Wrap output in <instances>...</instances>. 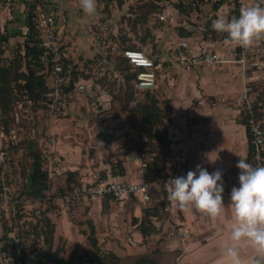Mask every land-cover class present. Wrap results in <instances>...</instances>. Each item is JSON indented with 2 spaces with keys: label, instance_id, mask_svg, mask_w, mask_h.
<instances>
[{
  "label": "crops",
  "instance_id": "crops-1",
  "mask_svg": "<svg viewBox=\"0 0 264 264\" xmlns=\"http://www.w3.org/2000/svg\"><path fill=\"white\" fill-rule=\"evenodd\" d=\"M33 2L34 0H12L9 9L0 7V33L7 37L5 42L0 43V56L9 59L23 42L29 9L35 13L38 8H44L56 13V33L68 52V67L75 68L80 63V56L92 59L91 37L86 25L92 18L101 16L98 0L97 11L92 15L83 12L80 0H38L31 6ZM232 2L223 0L215 7L211 0H205L201 6L192 9L188 16L180 12V19L189 22L188 28L168 27L152 17L148 20L150 35L141 47L152 56L156 65V85L150 91L156 92L157 99H161L162 104L166 101L170 107L169 120L177 124L178 144L186 153L184 165L194 169L199 163L209 172L214 169L222 171L224 205L221 213L217 217H210L192 206L179 208L174 203L173 219L186 223L191 230V237L182 246L177 238L167 236L165 218L157 220L152 216L151 225L148 226L152 231L145 237L140 231L143 209L161 203L159 186H155L149 201H144L137 194H127L118 200L105 197L82 199L75 203L59 196L54 203L59 208L56 211L49 208L47 214L55 223L54 240L56 241L57 232L60 233L65 250L70 245L83 247L88 251L90 244L78 228L86 230L91 224L101 250L114 253L119 258V263L132 264L138 256L149 254L156 264H220L221 246L226 241L230 242V225L233 222L230 190L233 185H238V174L233 173V168L240 158L246 159L249 155L247 129L240 121L234 104V99L242 88L243 78L234 63L198 66L185 71L177 64L173 48L180 37H186L199 48L212 49L229 56L233 42L220 39L219 34H215V38H208L195 30L194 24L207 20L210 14L214 18H230L233 14ZM257 2L264 5V0H250V4ZM113 17L103 18L113 23ZM181 30L189 34L182 36ZM116 37L117 32L112 30L111 25L108 44L114 46L113 52L120 50ZM250 46L257 57L264 59V36L256 38ZM92 62L111 68L110 63L105 64L97 59ZM249 81L252 85V103H264V71L251 69ZM73 93L76 94L71 92L64 97L62 107L65 106V98ZM136 96L144 98L143 90H138ZM261 110L264 111V105ZM262 120L264 121V116ZM64 127L69 128L64 132V140L58 139L54 143L61 161L49 176L53 184L65 183V175L70 172L79 183L90 182L96 173H113L111 162L115 160H119L125 178L134 182L142 179L135 154L138 148L130 139L134 137L132 130H128V137L121 130L114 129L113 137L106 144L97 140L94 145L84 149L70 138L74 136L78 141L77 136L84 133V130L68 125ZM55 129H58L57 125L53 127V131ZM142 139H145V135ZM208 157L216 158L209 160ZM166 169L165 165L163 174ZM158 225L160 228L157 230ZM237 246L242 260L246 261L254 254V249L247 241H240ZM178 254L181 255L177 259Z\"/></svg>",
  "mask_w": 264,
  "mask_h": 264
},
{
  "label": "built area",
  "instance_id": "built-area-1",
  "mask_svg": "<svg viewBox=\"0 0 264 264\" xmlns=\"http://www.w3.org/2000/svg\"><path fill=\"white\" fill-rule=\"evenodd\" d=\"M180 1L182 0H154L160 7V10L154 13L153 17H155L158 22L168 27L181 26L188 28L190 26L189 22L180 19V10L177 6ZM204 1L205 0H183V3L188 4L194 10L201 6ZM211 1L216 6L220 5L218 0ZM232 1V16H238L242 7L251 5L250 0ZM11 4L12 0H0V7L9 9ZM215 19L216 18L210 14L207 20L197 21L194 24V28L202 35L211 38L213 34H218L212 27ZM35 21L39 44L44 48L40 55V62L44 69H38L37 73L41 74L47 72L46 80L49 92L44 102V111L51 116L61 110L62 101L68 94V91L64 89L67 77L64 78L63 76V61L68 59V52L61 44L56 33V13L54 11L38 8L35 11ZM111 25L112 23L109 19L102 18L101 16L94 17L87 23L86 29L91 37L92 60L97 59L96 55L98 53L105 54L108 48L113 52L114 46L108 44ZM173 49L177 64L185 71H191L198 66H219L225 63H234L238 66L242 74L243 85L234 99V104L237 108L239 119L245 120L249 143L252 147V153L246 160L257 166L264 164L263 120L257 118L255 115L253 103L250 98L252 85L249 81V71L251 69L257 68L264 71V59L257 57L251 46L241 47L234 44L230 50V55L225 56L212 49L199 48L190 43L186 37H180L176 41ZM118 52L136 68L135 88L137 90L153 89L156 85L157 72L152 56L147 54L142 48L137 47H124ZM86 91L87 85L84 80L73 82L72 92L83 94ZM164 137L169 144L168 158L165 162L167 171L164 173V177L155 181L140 179L134 182L125 178L122 173H110L105 175L96 173L90 182L74 185L66 197L67 200L71 203L78 202L82 199L92 200L105 197L118 200L127 194H137L141 196L144 201H149L152 191H155V186H159L162 195L161 211L167 223L166 234L167 236L177 238L180 245L183 246L191 237V230L186 223L173 219L175 202L168 198L169 181L171 177L185 175L188 170L193 168L184 165L186 153L178 144V126L175 122H166ZM54 143V136L48 134L43 138V144L40 148L43 157L41 169L46 171L48 176H50L61 161L60 155L54 149ZM135 154L139 172L142 174L145 163L153 160L154 153L138 150L135 151ZM5 161L6 154L4 151H0V164ZM239 171L240 170L235 165L233 173L238 174ZM11 192L12 189L7 183L2 182L0 184V218L13 201ZM0 252L11 257V264H21L15 255L14 245L12 243L4 244L0 242ZM180 255L181 254H178L177 259Z\"/></svg>",
  "mask_w": 264,
  "mask_h": 264
},
{
  "label": "rangeland",
  "instance_id": "rangeland-1",
  "mask_svg": "<svg viewBox=\"0 0 264 264\" xmlns=\"http://www.w3.org/2000/svg\"><path fill=\"white\" fill-rule=\"evenodd\" d=\"M100 3L99 12L101 17H113L112 30L117 32V44H128L143 47V35L148 29V16L151 10V0H98ZM89 57L80 56V63L75 65L76 79H83L87 84V91L83 94H72L65 98V106L54 115H48L41 107H32L26 101L25 93H17V100L14 102L7 123L3 121L0 115V147L7 146L9 140L13 142L20 141L23 138L34 137L37 145L41 148L43 138L48 134L54 136L55 142L58 139L64 140V132L69 128L64 126L79 127L84 133L77 136H71L75 143L87 149L94 145L97 140L107 137L111 129H119L122 134L129 137L128 130L134 132L132 142L138 141L141 133L127 119L129 107L143 98L132 93L133 99L127 105L126 99L130 96L131 89L123 84L121 74L112 72L104 64H95ZM123 73V72H122ZM156 93V92H155ZM161 103V99H158ZM57 125L58 129L53 131ZM91 140V143H90ZM9 160L2 163L0 167V179L8 178L11 180L12 193L17 201L6 209L0 218V233L3 228L12 229L14 235H18L25 242L24 254L26 259L24 264H54L50 260L53 257V251L59 248V255L69 257L72 255L73 262L79 260L78 255H83V247L68 246L65 250L62 235L57 232L50 250H46L41 232L43 217L47 208H53L55 211L59 208L54 205L60 194L70 185L65 183L53 184L49 179V188L45 191L46 196L42 199H31L26 196H19L22 191V182L20 178L21 169L28 167L30 157L24 145L19 148L8 149ZM7 159V158H6ZM67 175H65L66 178ZM76 181V180H74ZM16 211H12V207ZM57 207V208H55ZM79 231H82L80 227ZM87 231L89 230L86 229ZM84 229V231H86ZM36 231L38 234H36ZM55 231V228H54ZM40 233V234H39ZM80 252V253H79ZM91 254L92 249L87 251ZM104 252V251H103ZM104 254V253H102ZM105 260L110 258L106 257ZM61 264V263H57ZM92 264H97L93 262ZM117 264H127L121 262Z\"/></svg>",
  "mask_w": 264,
  "mask_h": 264
},
{
  "label": "trees",
  "instance_id": "trees-1",
  "mask_svg": "<svg viewBox=\"0 0 264 264\" xmlns=\"http://www.w3.org/2000/svg\"><path fill=\"white\" fill-rule=\"evenodd\" d=\"M37 1L38 0H34L31 6L35 5V2ZM218 1L221 3L223 0ZM150 6L151 10L147 14L148 19L146 20L152 19L154 16L153 14L160 10V7L154 2V0H151ZM177 6L180 12H182L185 16H188L192 11V8L188 4L183 3V0L180 1ZM215 7L217 6L215 5ZM188 34L189 32L187 31H180V35L182 36ZM148 35H150V31L149 29H146V32L143 35V41H145ZM219 35L220 39L229 40L226 38V33ZM212 37L215 38V34H213ZM6 40V35L0 33V43L5 42ZM124 47L140 48L133 44H119L120 49ZM43 50V46L39 44L35 13L29 9L27 14V31L23 42L17 46L12 57L9 59H5L0 56V115L4 117L3 121L5 123H7L9 113L12 110L14 102L17 100V93H25L27 97L26 101H28L32 107H41L44 109V102L46 101L49 92L46 80L47 72L41 74L37 73L38 69H44L40 62V55ZM1 53L2 50L0 49V54ZM96 58L102 63H110L111 71L121 74L124 81L123 84L126 85L127 88L131 89L130 96L126 99L125 103V105H127L129 101L133 99L132 93L136 95V92L138 91L134 86L136 68H134L124 57H122L118 51L111 52L110 50H106L105 54L98 53ZM63 76L64 78L67 77L64 89L68 91V93H71L73 82L77 81V74L74 66L73 69L68 67L67 60L63 61ZM143 96L144 98L142 101H137L134 105L129 107L127 119L131 125L139 128L138 131L141 133V136H138V141L134 142L138 150H145L154 153L153 160L145 163L141 178L145 181H155L164 177L162 171L165 168V162L168 158L169 144L164 137V128L166 122L170 121V107L166 101L161 107L156 94L153 91L143 90ZM263 105L264 103H261L260 105L257 102L253 103L254 112L257 118L262 119L264 116V111L261 110ZM240 121L245 125L244 119H240ZM262 125L264 126V121L262 122ZM113 135L114 129L109 132L107 137L101 139V143L106 144L113 137ZM143 135H145V139H142ZM22 145H24L27 150V154L30 157V163L26 170L25 167L21 169L23 181H21L20 178L17 180L18 182H22V191L19 196H26L31 199H42L46 196L45 191L49 188V176L46 171L41 169L43 157L35 138L26 137L19 142L9 140L7 146L0 147V151L5 152L7 158L6 161H8V149L19 148ZM251 153L252 147L249 145L248 157ZM1 165L2 164H0V167ZM111 165L113 173H122L119 160L111 162ZM74 180L76 179L73 177V174L71 172L68 173L65 178V184L70 186L68 189L63 191L60 196L67 197L73 186L79 183L77 180ZM2 182L7 183L12 189L10 179L2 178L0 179V184ZM12 200L13 201L10 204L11 206L17 202L13 193ZM48 209L49 208L46 209L44 214L41 230L46 250H50L52 247L55 226V223L47 214ZM12 211H16L14 206L12 207ZM152 216L157 218V220L164 219V214L161 211V203L152 204L151 206L143 209L140 224V231L143 237H145L149 231H152V228L148 227L151 225ZM158 228H160L159 225L156 229L158 230ZM81 232L86 236V239L90 244L92 249L91 254L87 251L84 252L83 255L79 254V260L73 262L72 255L64 258L59 255V248H56L53 251V257L50 258V260L61 264H82L83 262L85 264H92L93 262H96L97 264H117L119 258L114 253L109 251L103 252L99 247L94 227L91 224L88 231L82 230ZM11 233V227L3 228L0 233V242L4 244L12 243L14 245L15 255L18 261H20L21 264H24V260L26 259L24 254L25 242L19 238L17 234L14 235ZM36 234H38L37 231ZM106 257L110 258V261L105 260ZM132 264H156V261L151 255L142 254L138 256Z\"/></svg>",
  "mask_w": 264,
  "mask_h": 264
},
{
  "label": "clouds",
  "instance_id": "clouds-1",
  "mask_svg": "<svg viewBox=\"0 0 264 264\" xmlns=\"http://www.w3.org/2000/svg\"><path fill=\"white\" fill-rule=\"evenodd\" d=\"M80 7L88 15L97 11L96 0H80ZM212 27L218 33H226V38L234 44L250 46L256 38L264 36V5L257 2L242 7L238 16H219ZM236 166L240 171L238 185L230 190L233 216L230 242L221 246L220 264H264V164L257 166L240 158ZM222 193V171L209 172L199 163L185 175L171 177L169 181L168 198L177 207L192 206L210 217L221 213ZM240 241H247L254 249L246 261L242 260L237 246ZM0 264H11V257L0 252Z\"/></svg>",
  "mask_w": 264,
  "mask_h": 264
},
{
  "label": "water",
  "instance_id": "water-1",
  "mask_svg": "<svg viewBox=\"0 0 264 264\" xmlns=\"http://www.w3.org/2000/svg\"><path fill=\"white\" fill-rule=\"evenodd\" d=\"M52 258V257H51Z\"/></svg>",
  "mask_w": 264,
  "mask_h": 264
}]
</instances>
